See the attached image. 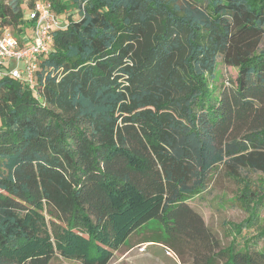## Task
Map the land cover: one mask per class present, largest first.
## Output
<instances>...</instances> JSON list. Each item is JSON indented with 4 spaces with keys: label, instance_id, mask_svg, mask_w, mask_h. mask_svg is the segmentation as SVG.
Instances as JSON below:
<instances>
[{
    "label": "trees",
    "instance_id": "16d2710c",
    "mask_svg": "<svg viewBox=\"0 0 264 264\" xmlns=\"http://www.w3.org/2000/svg\"><path fill=\"white\" fill-rule=\"evenodd\" d=\"M35 1L0 0V33L24 46ZM43 1L61 24L37 92L0 76V264H109L146 224L140 245H192L193 264H264L188 203L224 165L264 204L242 176L264 174V0ZM220 59L238 72L217 88Z\"/></svg>",
    "mask_w": 264,
    "mask_h": 264
},
{
    "label": "rangeland",
    "instance_id": "374dc122",
    "mask_svg": "<svg viewBox=\"0 0 264 264\" xmlns=\"http://www.w3.org/2000/svg\"><path fill=\"white\" fill-rule=\"evenodd\" d=\"M27 31L31 36L33 29L28 28ZM237 72L235 67L225 65L220 59L219 67L214 79L211 78V83L217 88L228 86L236 79ZM242 176L250 179L252 188L261 194L259 189H262L264 185L263 173L246 168L242 171ZM242 188V182L231 177L224 165H219L211 173L206 189L190 198L188 203L202 216L207 227L213 231L220 249L229 247L234 241L236 245H244L246 241L250 243L251 248L263 251L264 235L261 230L264 228V204H262V199H255L250 207L255 208L256 215L252 216L251 212L241 203ZM150 226L151 224H146L129 236L124 243L127 245L115 252L109 264H193L197 250L189 244H184L181 249L183 257L173 247L172 252L175 251L176 254L170 255L167 252V245L161 242L146 243L147 247L142 251L139 241L145 234L152 233ZM213 250L214 252L219 251V249ZM50 264L83 263L57 255ZM215 264H221L218 257Z\"/></svg>",
    "mask_w": 264,
    "mask_h": 264
},
{
    "label": "built area",
    "instance_id": "2783aa9c",
    "mask_svg": "<svg viewBox=\"0 0 264 264\" xmlns=\"http://www.w3.org/2000/svg\"><path fill=\"white\" fill-rule=\"evenodd\" d=\"M28 19L34 26L29 42L27 39L24 46H21L10 28L7 27L0 33V76L9 75L36 93L35 71L38 68V57L49 53L53 43L52 30L60 26L61 19L51 2L43 0L34 2L28 11ZM146 247V244L140 245L142 251ZM167 252L175 255L171 249L167 248Z\"/></svg>",
    "mask_w": 264,
    "mask_h": 264
},
{
    "label": "crops",
    "instance_id": "0c3cea01",
    "mask_svg": "<svg viewBox=\"0 0 264 264\" xmlns=\"http://www.w3.org/2000/svg\"><path fill=\"white\" fill-rule=\"evenodd\" d=\"M27 42H29V39L27 40Z\"/></svg>",
    "mask_w": 264,
    "mask_h": 264
}]
</instances>
